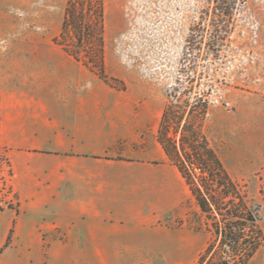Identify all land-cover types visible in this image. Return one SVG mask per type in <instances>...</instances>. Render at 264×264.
<instances>
[{
  "label": "rangeland",
  "instance_id": "1",
  "mask_svg": "<svg viewBox=\"0 0 264 264\" xmlns=\"http://www.w3.org/2000/svg\"><path fill=\"white\" fill-rule=\"evenodd\" d=\"M66 1L0 0V78L4 87L29 91L37 83L10 68L38 61L32 53L47 49L50 65L63 63L74 75L63 92L49 81L50 111L53 98L73 94L122 118L139 240L94 264H197L209 243L200 264H220L209 220L156 141L172 86H192L190 101L196 93L207 101L205 116L191 121L257 210L259 244L248 264H264V0H103L106 81L53 41ZM5 108L0 98V113ZM0 159L7 161L3 148ZM0 204L18 205L12 187Z\"/></svg>",
  "mask_w": 264,
  "mask_h": 264
},
{
  "label": "crops",
  "instance_id": "2",
  "mask_svg": "<svg viewBox=\"0 0 264 264\" xmlns=\"http://www.w3.org/2000/svg\"><path fill=\"white\" fill-rule=\"evenodd\" d=\"M36 51L38 61L10 68L36 86L4 87L0 78L8 107L0 113V148L18 203L0 204V264L107 263L139 240L141 214L129 206L122 152L128 133L90 96L59 95L50 111L49 81L63 92L74 75L63 63L50 65L47 49Z\"/></svg>",
  "mask_w": 264,
  "mask_h": 264
},
{
  "label": "trees",
  "instance_id": "3",
  "mask_svg": "<svg viewBox=\"0 0 264 264\" xmlns=\"http://www.w3.org/2000/svg\"><path fill=\"white\" fill-rule=\"evenodd\" d=\"M103 33V0H67L59 33L53 41L106 81ZM191 94L192 86L182 92L178 86L168 90L170 99L162 110L156 140L209 220L210 231L218 240L220 264H248L259 244L257 210L248 203L199 127L191 121L192 117H204L207 111V101L197 93L190 101ZM212 245L208 244L197 264Z\"/></svg>",
  "mask_w": 264,
  "mask_h": 264
},
{
  "label": "built area",
  "instance_id": "4",
  "mask_svg": "<svg viewBox=\"0 0 264 264\" xmlns=\"http://www.w3.org/2000/svg\"><path fill=\"white\" fill-rule=\"evenodd\" d=\"M10 167L7 161L0 159V193H10Z\"/></svg>",
  "mask_w": 264,
  "mask_h": 264
}]
</instances>
